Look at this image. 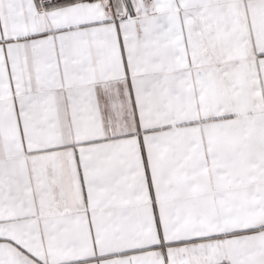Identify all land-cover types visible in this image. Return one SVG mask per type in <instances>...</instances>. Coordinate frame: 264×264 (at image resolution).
Wrapping results in <instances>:
<instances>
[{
    "label": "snow or ice",
    "instance_id": "1",
    "mask_svg": "<svg viewBox=\"0 0 264 264\" xmlns=\"http://www.w3.org/2000/svg\"><path fill=\"white\" fill-rule=\"evenodd\" d=\"M0 264H264V0H0Z\"/></svg>",
    "mask_w": 264,
    "mask_h": 264
}]
</instances>
